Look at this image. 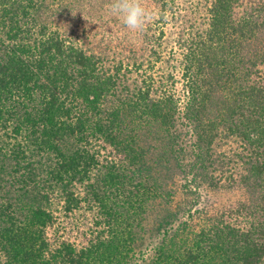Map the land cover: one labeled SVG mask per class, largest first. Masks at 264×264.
Masks as SVG:
<instances>
[{"label": "trees", "instance_id": "1", "mask_svg": "<svg viewBox=\"0 0 264 264\" xmlns=\"http://www.w3.org/2000/svg\"><path fill=\"white\" fill-rule=\"evenodd\" d=\"M100 1L0 0V264H264V0H193L171 42L184 0H143L103 50Z\"/></svg>", "mask_w": 264, "mask_h": 264}, {"label": "rangeland", "instance_id": "2", "mask_svg": "<svg viewBox=\"0 0 264 264\" xmlns=\"http://www.w3.org/2000/svg\"><path fill=\"white\" fill-rule=\"evenodd\" d=\"M197 1L193 0H184L182 6L180 7V13L176 16L175 19H172L169 21V24L167 26V41L171 42L174 41L176 38V35L181 31L187 24H190L193 18H198V5ZM109 4L110 2L102 4V2H94L90 5L86 6V9L83 10L84 18H83V24L79 25L80 28L78 30V37L80 39H83V41L86 43L88 47H97V49H102L105 47V45L101 46V42H104V44L107 42L108 36H112L116 33L117 29L123 25V21L120 17H116L110 14L109 11ZM89 12V14H87ZM197 13V14H196ZM86 23V24H84ZM93 37V38H92ZM88 39V40H87ZM95 39V40H94ZM96 40H98L96 42ZM102 40V41H100ZM95 44H93L94 42ZM167 42V43H168ZM92 45V46H91ZM221 146L223 147L224 151H230L235 150L238 148V144L235 140H223L221 142ZM221 147V148H222ZM203 195V205L207 208L208 211L212 212L215 210H224L227 209L229 206H232L234 203H236L238 200L243 198L242 191H212L207 192L204 191ZM178 200H181L183 198L182 195H179ZM203 205H200L203 207ZM149 227H153L154 224H152V221H149ZM83 227L82 225H80ZM81 230V231H80ZM74 227L72 226L73 235L77 239H81L82 236L81 233L83 232V228ZM77 231L79 233H77ZM72 235V237H73ZM151 236L147 237V242H151ZM78 240V241H79Z\"/></svg>", "mask_w": 264, "mask_h": 264}, {"label": "clouds", "instance_id": "3", "mask_svg": "<svg viewBox=\"0 0 264 264\" xmlns=\"http://www.w3.org/2000/svg\"><path fill=\"white\" fill-rule=\"evenodd\" d=\"M108 7L110 14L120 17L124 27L130 31H143L145 25L153 19L143 0H110Z\"/></svg>", "mask_w": 264, "mask_h": 264}]
</instances>
